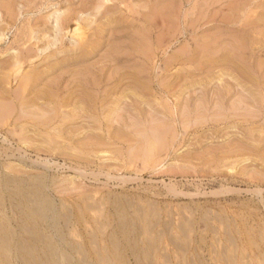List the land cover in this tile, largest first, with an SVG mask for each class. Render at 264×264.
<instances>
[{
    "label": "rangeland",
    "instance_id": "obj_1",
    "mask_svg": "<svg viewBox=\"0 0 264 264\" xmlns=\"http://www.w3.org/2000/svg\"><path fill=\"white\" fill-rule=\"evenodd\" d=\"M99 1L0 0V13H2L0 14V83H4L8 90L10 88L12 93L20 95L14 101L13 97L12 99L11 97H7V99L0 98V106H5V109L4 106L0 107L1 111L5 110H3L4 113L0 112V115H8V118L0 116V184H2L5 177L11 176L16 179L22 178L26 180V185L33 186L36 182L33 181L32 177H45L46 192L56 203V211H60L59 226H62L61 229L69 240L73 242L83 238L90 259L97 257L94 250L98 245L101 246L102 242V246L106 247L105 251L108 249L106 252L108 259L106 258L103 262L98 261L97 264H137L132 251L134 242H139L141 250L145 253L141 255L143 264H157V262L158 264H264V91H261V89L264 90V67H262L264 66V0ZM9 4H11L10 8L7 7ZM108 12L110 14H107ZM56 16H59V19L67 16L69 27L67 26L62 31L56 30ZM153 16L155 17L153 18ZM164 24L165 28L162 26ZM172 24L174 25L172 26ZM169 25L172 26V29ZM77 27L84 33L83 40L88 49L98 46L88 54L85 61L74 60L78 55L75 48L78 47L80 42V37L75 31ZM209 27L210 29H208ZM164 30L167 32L169 30V32L167 33ZM162 31L163 34L160 35L158 32L162 33ZM210 35L215 36V39ZM165 36L168 37L166 41ZM220 37L222 39L219 40ZM54 38L56 39L53 40ZM237 39L239 41H237L238 46L235 45ZM53 41L54 43L51 44ZM214 41L216 42L214 43ZM203 44L204 46H202ZM185 46H187V49H185ZM26 48L31 49L32 56L26 57ZM225 48H227L226 51ZM235 51L237 53L234 54ZM126 52L133 54V56L126 54ZM127 55L130 56L123 57ZM174 55L177 57L172 59ZM168 56L171 58H168ZM195 56L199 57L201 61L197 60ZM253 57L256 58L255 61L252 59ZM192 59L196 61L191 62ZM17 61L19 64H16ZM53 65H56V68L51 69ZM233 66L236 67L234 69L236 71L233 70ZM83 67L85 69L87 67L86 70H88L89 76L96 78L101 85L100 93L98 94L97 90H93V96L87 102H82L75 95H70V91L76 88L80 79H83V75H76V70ZM116 68H119L124 75L121 83H118L116 79H108L109 74ZM211 68L214 70L211 71ZM42 71L44 82L57 81L59 75L63 76L62 90L59 91L60 95L58 94L55 104L50 100L34 99L36 87L33 91L30 84L27 89L26 86L23 88L26 75L29 73L37 74ZM6 72L10 73L9 78H6L8 77ZM255 73L260 75H255ZM131 74L139 76L136 77L138 84L136 82L133 85L134 81H131ZM22 75L24 80L21 77ZM19 80L21 82L20 86L17 84ZM23 90L26 91L23 92ZM135 90L141 96L133 99L132 92ZM188 96L191 100L188 99ZM22 97L25 104L21 105L18 101ZM210 100L212 101L210 102ZM4 103L10 104L7 106ZM53 105L60 108V113L56 114V117L59 116L56 120H49L50 116L47 119L40 118L31 112L35 106L49 108ZM207 105H209L208 108ZM21 106H23L22 110H20ZM211 108L215 113L211 111ZM7 109L10 110V112L8 110L9 114L6 111ZM19 110L22 113L30 114L31 118L28 115L25 116L26 114H22L17 119L21 114ZM120 110L122 113L119 112ZM218 110L219 112L223 111V113H216ZM63 112L67 118H65ZM33 115H36V118L38 117L37 120ZM186 115L187 119H184ZM222 116H224V120H222ZM32 118L34 119L30 120ZM163 119L167 123H163ZM45 120H47V123ZM128 120L133 121L128 122ZM60 121L67 122L62 124ZM160 121L162 124L159 123ZM181 123H184L183 128ZM59 124L62 125H60L61 129ZM168 124L169 128H167ZM56 125L59 127L56 130H63V133L56 131V134L54 129L57 127ZM96 125L98 127L95 128ZM153 125L156 126L154 127L155 130ZM172 125L176 130L170 128ZM144 126L145 129L147 128V132H145ZM117 128H119V131H117ZM162 128L167 129L162 132ZM125 129L127 130L125 131ZM168 129H170V132H167ZM148 130H151L152 133H148ZM138 131L146 135L147 138L149 136L151 138L149 137V140L144 139L145 136ZM126 132L129 134L128 138V135H125ZM156 132H158L157 135ZM183 132L187 134L184 135ZM112 134L113 136H111ZM139 134L143 139H141L142 142H148L147 144L139 140ZM173 134L175 138L171 139V137H174ZM52 135L55 136V139ZM48 138H51V140ZM131 138L132 142L130 141ZM155 138L158 141H156L157 145L154 141ZM235 138H237V142ZM128 141L131 142L129 143L131 145L127 143ZM159 141H162V144ZM228 141L229 144H227ZM133 146L134 153H132ZM138 146L142 148V150L141 148L139 150L142 154L145 153L143 154L145 156H142L139 150L137 151ZM226 146H229V148ZM234 148L237 151L236 153ZM148 150L149 152L146 153ZM153 151H157V153L154 152L153 154ZM4 152H7L6 156ZM20 157L23 159L21 160ZM39 159L42 161L48 160L52 163L58 161L59 165L55 163L49 168L39 164L35 165L34 160ZM230 159L232 160L230 161ZM24 160L25 162H23ZM126 161L127 163H125ZM106 163L109 168H107ZM71 164L73 165L72 168H70ZM55 165L60 169H57ZM20 168L22 171L19 170ZM74 170H77V172ZM104 171L106 172L104 173ZM131 176H135L138 180L134 178L133 181V177L130 180L129 177ZM118 177L119 180H117ZM1 178L3 179L1 180ZM51 178L53 179L51 180ZM9 187L14 189L15 186L11 183ZM259 187L260 190L262 189L261 192L258 190ZM234 188L237 190H234ZM11 199L15 201L8 192H2L1 200L5 207L2 206V211H0V220L10 221L12 229L15 228L14 230L17 232L25 234L20 228V216L18 211L11 205ZM62 201H64V204ZM86 203L89 204V207ZM142 206L145 212L140 210ZM102 213L103 217H101ZM67 216L73 217L70 225L65 223ZM146 216L147 221L145 222ZM178 218L181 222L177 221ZM182 222H186V225H183ZM187 223H189V226H187ZM152 224L154 227H151ZM177 224L178 226L182 224V227H176ZM100 225H103L102 229H98ZM178 229L182 230L179 231ZM44 231L47 234L54 235L53 237L58 243L57 230L56 236L55 232L52 233L45 226ZM142 232H149L152 236L142 234ZM69 234L71 235L68 236ZM178 235H181L179 239ZM110 238L111 240H109ZM129 239L131 242L128 241ZM151 240L152 242H150ZM112 241L113 243H111ZM93 242L96 243V248H94ZM117 243L120 247L116 249V246L118 247ZM69 250L72 249L69 247ZM149 251L150 253H148ZM72 253L75 257H79V253ZM151 256L153 257L151 258Z\"/></svg>",
    "mask_w": 264,
    "mask_h": 264
},
{
    "label": "bare ground",
    "instance_id": "obj_2",
    "mask_svg": "<svg viewBox=\"0 0 264 264\" xmlns=\"http://www.w3.org/2000/svg\"><path fill=\"white\" fill-rule=\"evenodd\" d=\"M10 1V0H9ZM16 1V0H15ZM91 1V0H90ZM97 1H99V0H97ZM102 1V0H101ZM113 1V0H112ZM2 2V1H1ZM100 2V1H99ZM98 2V3H99ZM252 2V1H251ZM105 3V2H104ZM160 3V2H159ZM219 3H221V2H219ZM79 4V3H78ZM103 4V3H102ZM235 4V3H234ZM240 4V3H239ZM3 5H4V3H3ZM10 5L11 4H9V6H7V7H9L10 8ZM12 5H13V3H12ZM14 5H15V3H14ZM122 6V5H121ZM7 7H5V8H7ZM74 7V6H73ZM168 7H170V6H168ZM101 8V7H100ZM226 8H227V6H226ZM4 9V8H3ZM9 10V9H8ZM244 10V9H243ZM7 11V10H6ZM7 12H10V11H7ZM81 12V11H80ZM141 12V11H140ZM164 12H165V10H164ZM216 12V11H215ZM244 12V11H243ZM83 13V12H82ZM89 13V12H88ZM219 13V12H218ZM226 13V12H225ZM0 14H2V13H0ZM17 14V13H16ZM87 14V13H86ZM107 14H110L109 12L107 13ZM120 14H122V13H120ZM141 14V13H140ZM144 14H145V12H144ZM216 14V13H215ZM242 14H244V13H242ZM97 15V14H96ZM218 15V14H217ZM222 15V14H221ZM253 15V14H252ZM6 16H8V15H6ZM11 16V15H10ZM140 16V15H139ZM219 16V15H218ZM223 16V15H222ZM243 16V15H242ZM155 16H153V18H154ZM0 18H1V15H0ZM13 18V17H12ZM156 18H158V17H156ZM227 18V17H226ZM239 18H240V16H239ZM238 18V19H239ZM6 19V18H5ZM16 19H17V17H16ZM90 19V18H89ZM232 19V18H231ZM1 20V19H0ZM3 20V19H2ZM73 20V19H72ZM77 20V19H76ZM122 20V19H121ZM93 21H94V19H93ZM159 21V20H158ZM167 21V20H166ZM222 21V20H221ZM227 21V20H226ZM229 21V20H228ZM234 21H235V19H234ZM250 21H252V20H250ZM6 22V21H5ZM72 22V21H71ZM76 22V21H75ZM160 22V21H159ZM173 22V21H172ZM236 22V21H235ZM253 22V21H252ZM68 23H69V18L67 17V16H65V17H63V18H61V19H59V16H56V18H55V27H56V30H60V31H62L63 29H65V28H67V26L69 27V25H68ZM163 23V22H162ZM166 23V22H165ZM72 24V23H71ZM74 24V23H73ZM148 24V23H147ZM221 24H223V23H221ZM256 24V23H255ZM260 24H262V23H260ZM152 25V24H151ZM158 25H159V23H158ZM174 24H172V26H173ZM249 25H250V23H249ZM163 27L165 26V24L164 25H162ZM170 26V25H169ZM172 26H170L171 27V29H172ZM177 26V25H176ZM220 26V25H219ZM242 26V25H241ZM255 26V25H254ZM264 26V25H263ZM5 27V26H4ZM160 27H161V24H160ZM211 27V26H210ZM210 27L208 28V29H210ZM234 27H236V26H234ZM7 28V27H6ZM153 28V27H152ZM165 28V27H164ZM239 28V27H238ZM248 28V27H247ZM70 29V28H69ZM124 29V28H123ZM147 29H148V27H147ZM233 29V28H232ZM88 30V29H87ZM184 30V29H183ZM75 31H76V33L78 34V36L80 37L79 38V40H80V42H79V45H78V47L77 48H75L76 49V51H78L77 53H78V55H77V57L74 59V60H82V61H85L86 60V57L88 56V54H90L94 49H96L98 46H94V47H92L91 49H88L87 47H86V45H85V41L83 40V37H84V33L82 32V31H80V29H79V27H77L76 29H75ZM117 31V30H116ZM129 31V30H128ZM140 31V30H139ZM154 31V30H153ZM164 31H166V30H164ZM221 31V30H220ZM224 31V30H223ZM120 32H121V29H120ZM119 32V33H120ZM124 32H125V30H124ZM135 32V31H134ZM167 32V31H166ZM166 32H165V34H166ZM168 32H169V30H168ZM167 32V33H168ZM173 32V31H172ZM127 33V32H126ZM131 33V32H130ZM143 33V32H142ZM152 33V32H151ZM160 35L161 34H163V31H162V33L161 32H158ZM242 33H243V30H242ZM5 34V33H4ZM59 34V33H58ZM115 34V33H114ZM113 34V35H114ZM145 34V33H144ZM153 34V33H152ZM164 34V35H165ZM170 34V33H169ZM168 34V35H169ZM177 34V33H176ZM210 34V33H209ZM217 34V33H216ZM231 34V33H230ZM234 34V33H233ZM1 35V34H0ZM6 35V34H5ZM135 35V34H134ZM163 35V36H164ZM4 36V35H3ZM176 36V35H175ZM210 36H212V35H210ZM243 36H244V34H243ZM1 37V36H0ZM133 37V36H132ZM158 37V36H157ZM166 37V36H165ZM206 37V36H205ZM214 37V39H215V36H212V38ZM227 37V36H226ZM240 37H242L241 35H240ZM246 37V36H245ZM249 37V36H248ZM8 38V37H7ZM57 38V37H56ZM56 38H54L53 40H55ZM92 38V37H91ZM90 38V39H91ZM114 38H115V35H114ZM134 38V37H133ZM168 37H166L165 38V41H166V39H167ZM192 38V37H191ZM207 38H209V37H207ZM212 38H211V40H212ZM160 39V38H159ZM163 38L161 37V40H162ZM189 39V38H188ZM220 39H222V37H220L219 38V40ZM7 40V39H6ZM83 40V41H82ZM171 40V39H170ZM203 40V39H202ZM228 40V39H227ZM247 40V39H246ZM175 41H177V40H175ZM180 41V40H179ZM192 41V40H191ZM206 41V40H205ZM204 41V42H205ZM213 41V40H212ZM229 41V40H228ZM238 41V39L236 40V42ZM128 42V41H127ZM158 42H159V44H160V41L158 40ZM164 42V41H163ZM216 41H214V43H215ZM224 42V41H223ZM223 42H222V46L224 45L223 44ZM236 42H234V43H236ZM239 42V41H238ZM236 43L235 45H239V43ZM247 42V41H246ZM54 43V41L51 43V44H53ZM162 43V42H161ZM165 43V42H164ZM176 43V42H175ZM189 43V42H188ZM192 43V42H191ZM230 44H231V42H229ZM243 43H244V41H243ZM50 44V45H51ZM154 44V43H153ZM221 44V43H220ZM228 44V43H227ZM241 44V43H240ZM264 44V43H263ZM17 45V44H16ZM49 45V46H50ZM161 45V44H160ZM185 45V44H184ZM196 46H197V44H195ZM205 45H206V43H205ZM233 45V44H232ZM244 45V44H243ZM31 46H32V44H31ZM48 46V47H49ZM127 46V45H126ZM202 46H204V44L202 45ZM229 46V45H228ZM186 48L185 49H187V46H185ZM221 47V46H220ZM225 47V46H224ZM227 47V46H226ZM234 47V46H233ZM241 47H242V45L239 47L240 49H241ZM3 49H4V47H2ZM134 48V47H133ZM189 48V47H188ZM231 48V47H230ZM235 48H236V46H235ZM238 47H237V49L238 50H240ZM5 49H6V47H5ZM9 49V48H8ZM27 50L25 51V55H26V57H30V56H32V52H31V49L29 50V48H26ZM49 49V48H48ZM74 49V50H75ZM191 49V48H190ZM201 49V48H200ZM202 49H203V47H202ZM218 49H220V48H218ZM226 49L227 48H225V51H226ZM246 49H248V48H246ZM7 50V49H6ZM164 50V49H163ZM181 50V49H180ZM222 50V49H221ZM17 51V50H16ZM168 51V50H167ZM167 51H166V53H167ZM223 51H224V49H223ZM234 51V50H233ZM241 51V50H240ZM240 51H238V52H240ZM248 51H250L249 49H248ZM263 51V50H262ZM5 52V51H4ZM46 52V51H45ZM191 52H192V50H191ZM190 52V53H191ZM216 52V51H215ZM217 52H218V50H217ZM261 52V51H260ZM130 54L129 52H126V54ZM132 53H133V51H132ZM194 53H195V51H194ZM220 53V52H219ZM235 53H237L236 51L234 52V54ZM259 53V52H258ZM105 54V53H104ZM189 54V53H188ZM199 54V53H198ZM197 54V55H198ZM239 54V53H238ZM252 54V53H251ZM131 55V54H130ZM130 55H127V56H123V57H128V56H130ZM138 55V54H137ZM196 55V56H197ZM206 55V54H205ZM237 55V54H236ZM255 55V54H254ZM263 55V54H262ZM13 56V55H12ZM131 56H133V54L131 55ZM185 56V55H184ZM188 56V55H187ZM195 56V57H196ZM200 56V55H199ZM202 56V55H201ZM200 56V57H201ZM212 56H213V54H212ZM239 56V55H238ZM145 57V56H144ZM161 57V56H160ZM177 56H172V59H175ZM195 57H193V58H195ZM130 58V57H129ZM162 58H163V56H162ZM168 58H171V57H169L168 56ZM167 58V59H168ZM189 58H192V57H189ZM214 58H216V57H214ZM256 58H257V56H256ZM256 58H252L253 60L255 59L256 60ZM31 59V58H30ZM131 59V58H130ZM145 59H146V57H145ZM196 59L197 60H199V61H201L200 59H199V57L197 58L196 57ZM36 60H38V59H36ZM190 60V59H189ZM195 60V59H194ZM193 59H192V61L191 62H195ZM254 60V61H255ZM151 61V60H150ZM169 61V60H168ZM173 61V60H172ZM204 61V60H203ZM246 61H248V60H246ZM252 61V60H251ZM128 62V61H127ZM133 62V61H132ZM131 62V63H132ZM137 62V61H136ZM183 62V61H182ZM182 62H180V63H182ZM185 62H187V61H185ZM189 62V61H188ZM187 62V63H188ZM27 63V62H26ZM148 63V62H147ZM160 63V62H159ZM12 64V63H11ZM16 64H19V62L17 61V63ZM25 64V63H24ZM128 64V63H127ZM130 64V63H129ZM259 64V63H258ZM261 64H262V62H261ZM261 64H259V65H261ZM14 65V64H13ZM175 65V64H174ZM26 66H28V65H26ZM10 67V66H9ZM14 67V66H13ZM23 67V66H22ZM25 67V66H24ZM105 67V66H104ZM143 67V66H142ZM194 67V66H193ZM247 67V66H246ZM256 67V66H255ZM254 67V68H255ZM262 67H264V66H262ZM30 68H32V67H30ZM54 68H56V65H53L52 67H51V69H54ZM88 68H90V67H88ZM144 68V67H143ZM190 68H192V67H190ZM220 68H222V67H220ZM236 68V67H235ZM234 68V66H233V70L235 69ZM21 69V68H20ZM86 69H87V67H86ZM84 67L83 68H78V70H76V75H83V79H80V81L78 82V84H77V86H76V88L75 89H73L72 91H70L71 93H70V95L72 94V96H76L77 97V99H79L80 101H84V102H87L92 96H93V90H97V92H98V94L100 93V82L96 79V78H92V77H90L89 76V73H88V70H86ZM94 69V68H93ZM92 69V71H94ZM193 69V68H192ZM207 69V68H206ZM209 69V68H208ZM216 69V68H215ZM248 69V68H247ZM261 69V68H260ZM10 69L8 68V71H9ZM23 70V69H22ZM104 70V69H103ZM103 70H102V72H103ZM141 70V69H140ZM143 70V69H142ZM210 70V69H209ZM209 70H207V71H209ZM214 70V69H213ZM212 70V68H211V71H213ZM255 70V69H254ZM86 71V72H85ZM154 71V70H153ZM168 71V70H167ZM199 71V70H198ZM201 71H202V69H201ZM205 71V70H204ZM234 71H236V70H234ZM261 71V70H260ZM66 72V71H65ZM144 72H145V70H144ZM143 72V73H144ZM262 72V71H261ZM7 74H8V72H6ZM64 73V72H63ZM141 73V72H140ZM6 74V75H7ZM44 73H43V71L42 72H40V73H37V74H31V73H29L28 75H26V77H25V80L23 79V75L21 76L22 77V79L24 80V86H23V88H25V86H26V89H27V86H29V84L32 86V91L34 90V88L36 87L37 89H36V91H34V95H35V97H34V99H37V100H39V99H41V100H50V101H52L53 102V104H55L56 103V100L58 99L57 97H58V94L60 95V93H59V91L60 90H62L61 88V86H62V81H63V76H61V75H59L60 77H59V79L56 81V80H49V81H46V82H44V75H43ZM68 74H69V72H68ZM148 74H149V72H148ZM148 74H146V75H148ZM157 74V73H156ZM213 74V73H212ZM238 74V73H237ZM259 74V73H258ZM258 74H256L255 73V75H258ZM262 74V73H261ZM137 75V74H136ZM135 74H131L130 76H131V78H132V80L131 81H134L133 82V85H135V83L137 82V84H138V79H136V77H139V76H136ZM139 75V74H138ZM141 75V74H140ZM144 75H145V73H144ZM205 75V74H204ZM260 75V74H259ZM263 75V74H262ZM8 77H6V78H9V76H10V73L7 75ZM94 76V75H93ZM143 76V75H142ZM150 76V75H149ZM194 76V75H193ZM198 76V75H197ZM248 76V75H247ZM170 77H172V76H170ZM190 77V76H189ZM227 77V76H226ZM241 77V76H240ZM254 77V76H253ZM263 77V76H262ZM17 78V77H16ZM16 78H15V80H16ZM107 78V77H106ZM116 79V81L118 82V83H121L122 82V80H123V78H124V75L120 72V69L119 68H116L111 74H109V77H108V79ZM194 78V77H193ZM260 78H261V76H260ZM1 79V78H0ZM20 80H22L21 78H19ZM52 79V78H51ZM109 79V80H110ZM249 79H251V78H249ZM20 80H19V83H17V84H19L18 86H20L21 85V82H20ZM107 80V79H106ZM170 80V79H169ZM259 81H260V79H258ZM166 81V80H165ZM165 81H164V84H165ZM8 82V81H7ZM7 82H5L6 84H7ZM111 82V81H110ZM146 82V81H145ZM140 83V82H139ZM150 83H152V82H150ZM28 84V85H27ZM131 84V83H130ZM142 84V83H141ZM258 84V83H257ZM150 85V84H149ZM260 85H262V84H260ZM206 86H208V85H206ZM257 86V85H256ZM264 86V85H263ZM5 86H4V83L2 84V83H0V98H3V99H7V97L8 98H10L11 97V99H12V97H13V101L15 100V99H17V97L18 96H20V95H18V94H14V92L12 93L11 92V90H10V88H9V90H8V88H4ZM133 87V86H132ZM150 87V86H149ZM19 88V87H18ZM65 88V87H64ZM146 88V87H145ZM166 88V87H165ZM257 88V87H256ZM255 88V89H256ZM262 88V87H261ZM205 89V88H204ZM216 89V88H215ZM258 89H259V87H258ZM208 90V89H207ZM15 91H17V90H15ZM20 91H21V89H20ZM26 91V90H25ZM24 90H23V92H25ZM64 91V90H63ZM139 91V90H138ZM153 91V90H152ZM261 91H264V90H262L261 89ZM164 92V91H163ZM196 92V91H195ZM202 92V91H201ZM224 92V91H223ZM245 92V91H244ZM18 93V92H17ZM27 93V92H26ZM111 93V92H110ZM110 93H108V94H110ZM141 93V92H140ZM198 93V92H197ZM264 93V92H263ZM21 94V93H20ZM24 94V93H23ZM143 94V93H142ZM144 94H145V92H144ZM191 94V93H190ZM225 95V94H224ZM100 96V95H99ZM139 96H141L136 90L135 91H133L132 92V97H133V99H134V97H139ZM207 96V95H206ZM105 97V96H104ZM189 97V96H188ZM193 97H194V95H193ZM57 98V99H56ZM106 98H108V97H106ZM131 98V97H130ZM148 98V97H147ZM191 98H192V96H191ZM95 99V98H94ZM133 99H132V101H133ZM188 99H190V97L188 98ZM257 99V98H256ZM96 100V99H95ZM111 100V99H110ZM191 100V99H190ZM5 101V100H4ZM9 101H10V99H9ZM212 100H210V102H211ZM7 102H8V100H7ZM12 102V101H11ZM10 102V103H11ZM19 102V104H23L24 102H25V100H24V98L22 97V98H20V100L18 101ZM140 102V101H139ZM190 102V101H189ZM201 102V101H200ZM207 103L209 102V100L208 101H206ZM10 103H8V104H5V105H9ZM134 103V102H133ZM192 103H193V101H192ZM262 103V102H261ZM3 104V103H2ZM25 104V103H24ZM130 104V103H129ZM132 104V103H131ZM188 104V103H187ZM254 104H255V102H254ZM12 105H13V103H12ZM11 105V106H12ZM47 105V104H46ZM123 105H124V103H123ZM134 105H139V104H134ZM195 105V104H194ZM201 105V104H200ZM212 105H213V103H212ZM222 105V104H221ZM4 105H2V106H0V107H3ZM10 106V107H11ZM61 106V105H60ZM163 106V105H162ZM205 106V105H204ZM264 106V105H263ZM14 108H15V106H13ZM12 107V108H13ZM22 108H20V110H22L23 109V106H21ZM36 107V106H35ZM34 107V109H32V113L33 114H36V115H38V117H42V118H44V119H47V117L48 116H50L51 118L49 119V120H53V119H55L56 120V118L57 117H59V116H57L56 117V114L57 113H60V108H57L58 106H56V105H53V107H47V108H44L43 106H38V107H36L35 108ZM126 107V106H125ZM141 107V106H140ZM202 107V106H201ZM209 107V105H207V108ZM224 107V106H223ZM230 107H232V106H230ZM235 107V106H234ZM9 108V107H8ZM13 108V110H15ZM131 108H133V107H131ZM141 108H143V107H141ZM166 108V107H165ZM168 108V107H167ZM194 108V107H193ZM200 108V107H199ZM240 108V107H239ZM1 109V108H0ZM3 109V108H2ZM4 109H5V106H4ZM3 109V110H4ZM10 109V108H9ZM9 109H7L6 111H7V113L9 114V112H10V110ZM98 109V108H97ZM195 109V108H194ZM197 109V108H196ZM212 110L211 111H213V108H211ZM215 109V108H214ZM229 109V108H228ZM264 109V108H263ZM3 110L1 111L0 110V112L1 113H4L3 112ZM8 110H9V112H8ZM19 110V111H20ZM83 110H85V108H83ZM93 110V109H92ZM103 110H105V109H103ZM121 110H123V109H121ZM121 110L119 111V112H121ZM165 110V109H164ZM230 110V109H229ZM233 110V109H232ZM236 110V109H235ZM254 110V109H253ZM257 110V109H256ZM5 111V110H4ZM94 111V110H93ZM125 111V110H124ZM138 111V110H137ZM173 112H174V110H172ZM193 111V110H192ZM196 111V110H195ZM206 111H207V109H206ZM211 111H210V113H211ZM239 111V110H238ZM243 111V110H242ZM14 112V111H13ZM62 112V111H61ZM143 112V111H142ZM172 112V113H173ZM186 112H188V111H186ZM214 112V111H213ZM223 113V111H220L219 112V110H218V112L216 111V113ZM233 112H236V111H233ZM252 112V111H251ZM0 113V114H1ZM6 113V112H5ZM6 113V114H7ZM19 113H21V114H19V116L17 117V119L19 118V117H21V115L22 114H26L25 116H27L28 114L27 113H22V111H20ZM64 113V112H63ZM62 113V114H63ZM122 113V112H121ZM125 113V112H124ZM140 113V112H139ZM215 113V112H214ZM226 113V112H225ZM261 113V112H260ZM11 114H13L12 112H11ZM10 114V115H11ZM15 114H16V112H15ZM99 114V113H98ZM118 114V113H117ZM127 114V113H126ZM173 114H175V113H173ZM192 114V113H191ZM204 114V113H203ZM24 115H23V117H24ZM36 115H33V116H35V118H36ZM63 115H65V113L63 114ZM62 115V116H63ZM102 115V114H101ZM124 115V114H123ZM176 115V114H175ZM182 115V114H181ZM188 115V114H187ZM187 115H186V118H184V119H187ZM196 115V114H195ZM198 115V114H197ZM0 116H2V117H7L8 118V115L6 116H3V114L2 115H0ZM12 116V115H11ZM29 116V118H31V116H30V114L28 115ZM135 116V115H134ZM138 117H139V115H137ZM149 116V115H148ZM191 116V115H190ZM189 116V117H190ZM199 116V115H198ZM12 117H14V116H12ZM22 117V118H23ZM37 117V118H38ZM64 117V116H63ZM69 117V116H68ZM108 117V116H107ZM116 117V116H115ZM125 117V116H124ZM178 117V116H177ZM184 117V116H183ZM193 117H195V116H193ZM207 117V116H206ZM224 116H222V120H224L225 118H223ZM242 117H244V116H242ZM37 118H36V120H37ZM65 118H67V116L65 115ZM104 118V117H103ZM128 118V117H127ZM162 118V117H161ZM240 118V117H239ZM10 119H11V117H10ZM21 119V118H20ZM27 119V118H26ZM34 118H32V119H30V120H33ZM69 119V118H68ZM88 119H89V117H88ZM117 119H118V117H117ZM154 119V118H153ZM165 119V118H164ZM163 119V120H164ZM174 119H175V117H174ZM204 119V118H203ZM257 119V118H256ZM255 119V120H256ZM72 120H74V119H72ZM139 120V119H138ZM141 120V119H140ZM145 120V119H144ZM198 120V119H197ZM196 120V121H197ZM206 120V119H205ZM214 120V119H213ZM216 120H218V119H216ZM228 120V119H227ZM260 120V119H259ZM263 120V119H262ZM40 121V120H39ZM41 121H43V120H41ZM104 121V120H103ZM117 121V120H116ZM122 121H124V120H122ZM121 121V122H122ZM131 121V120H130ZM129 120H128V122H130ZM133 121V120H132ZM131 121V122H132ZM162 121V120H161ZM159 122V123H161L162 124V122ZM192 121H194V120H192ZM7 122V121H6ZM45 122L47 123V120H45ZM55 122V121H54ZM62 124H65L64 122H67V121H60ZM86 122V121H85ZM126 122V121H125ZM142 122H144V121H142ZM156 122V121H155ZM158 122V121H157ZM164 122H166L165 120L163 121V123ZM170 122V121H169ZM203 122H205V121H203ZM218 122V121H217ZM38 123V122H37ZM42 123V122H41ZM74 123V122H73ZM101 123V122H100ZM117 123V122H116ZM167 123V122H166ZM193 123H196V122H193ZM199 123V122H198ZM216 123V122H215ZM221 123V122H220ZM17 124V123H16ZM28 124V123H27ZM39 124V123H38ZM49 124H50V122H49ZM75 124V123H74ZM97 124V123H96ZM119 124H120V122H119ZM134 124V123H133ZM152 124V123H151ZM161 124H159V125H161ZM170 124V123H169ZM169 124H168V127L167 128H169ZM208 124V123H207ZM207 124H206V126H207ZM219 124V123H218ZM217 124V125H218ZM260 124V123H259ZM263 124V123H262ZM2 125V124H1ZM61 124H59V126H60ZM72 125V124H71ZM106 125V124H105ZM182 125H184V123H181V127H182ZM199 125V124H198ZM241 125V124H240ZM45 126H47L46 124H45ZM57 126V125H56ZM62 126V125H61ZM61 126H60V129H61ZM82 126V125H81ZM139 127H140V125H138ZM200 126V125H199ZM202 126V125H201ZM210 126V125H209ZM216 126V125H215ZM262 126V125H261ZM4 127V126H3ZM17 127H20V126H17ZM51 127V126H50ZM53 127V126H52ZM72 127V126H71ZM70 127V128H71ZM96 127H98V125H96L95 126V128ZM100 127V126H99ZM103 127V126H102ZM134 127V126H133ZM133 127H132V129H133ZM154 127H156V126H154L153 125V128ZM187 127L189 128V126L187 125ZM195 127V126H194ZM198 127V126H197ZM211 127V126H210ZM239 127V126H238ZM263 127V126H262ZM2 128V127H1ZM13 128V127H12ZM21 128V127H20ZM46 128V127H45ZM57 128H59L58 126L57 127H55L54 129H55V132L57 131L56 129ZM63 128V127H62ZM73 128V127H72ZM79 128H80V126H79ZM109 128V127H108ZM122 128H123V126H122ZM167 128H162V132H164V131H166L165 129H167ZM170 128H175V127H173V125H172V127L170 126ZM178 129H179V127H177ZM183 128V127H182ZM181 128V129H182ZM193 128V127H192ZM22 129V128H21ZM25 129V128H24ZM28 129V128H27ZM44 129V128H43ZM52 129V128H51ZM60 129H58L59 131H57V132H62V131H60ZM88 129H89V127H88ZM118 129V130H117ZM116 130L117 131H119V128H117ZM147 129V128H146ZM145 129V126H144V130H145V132H147V130ZM196 129V128H195ZM53 130V129H52ZM81 130V129H80ZM100 130V129H99ZM103 130V129H102ZM127 129H125V131H126ZM139 130H141V129H139ZM153 130V129H152ZM154 130H155V128H154ZM161 130V129H160ZM169 131H167V132H170V129H168ZM175 130H176V128H175ZM192 130V129H191ZM197 130V129H196ZM199 130V129H198ZM254 130V129H253ZM22 131V130H21ZM25 131H26V129H25ZM65 131V130H64ZM151 131V130H150ZM149 130H148V133L150 132ZM157 131V130H156ZM172 131V130H171ZM10 132V131H9ZM8 132V133H9ZM50 132V131H49ZM57 132H56V134H57ZM73 132V131H72ZM138 132H140V131H138ZM153 132H155V131H153ZM161 132V133H162ZM227 132V131H226ZM262 132V131H261ZM25 133V132H24ZM63 133V132H62ZM66 133V132H65ZM101 133V132H100ZM104 133H105V131H104ZM122 133V131L120 132V134ZM150 133H152V132H150ZM157 133L158 132H156L155 134L157 135ZM173 133V132H172ZM232 133V132H231ZM264 133V132H263ZM47 134H48V132H47ZM102 134V133H101ZM118 134V133H117ZM131 134V133H130ZM140 134L141 135H144V134H142L141 132H140ZM139 134V140H141L142 138L140 137L141 135ZM163 134V133H162ZM175 134H177V133H175ZM183 134H184V132H183ZM185 134H187V133H185ZM184 134V135H185ZM226 134V133H225ZM249 134V133H248ZM21 135V134H20ZM23 135V134H22ZM21 135V136H22ZM93 135V134H92ZM110 135V134H109ZM123 135V134H122ZM126 136H127V138L129 137V134H127V132H126V134H125ZM151 135H153V134H151ZM174 135V134H173ZM240 135V134H239ZM260 135H262V134H260ZM1 136H3V135H1ZM24 136V135H23ZM53 136V135H52ZM59 136V135H58ZM108 136V135H107ZM111 136H113V134L111 135ZM124 136V135H123ZM132 137H133V135H131ZM146 138H145V137ZM143 137H144V139H150L151 138V136H149L148 138H147V136L146 135H144ZM165 136V135H164ZM207 136V135H206ZM210 136V135H209ZM4 137V136H3ZM12 137V136H11ZM54 137V139H55V136H53ZM61 137H63L62 135H61ZM60 137V138H61ZM115 137V136H114ZM116 137H117V135H116ZM120 137V136H119ZM161 137V136H160ZM168 137V136H167ZM180 137V136H179ZM211 137V136H210ZM247 137V136H246ZM10 138V137H9ZM23 138V137H22ZM90 138V137H89ZM112 138V137H111ZM110 138V139H111ZM127 138H126V140H127ZM134 138V137H133ZM153 139H154V137H152ZM158 138V137H157ZM162 138V137H161ZM165 138V137H164ZM163 138V139H164ZM169 138H170V136H169ZM174 139L175 138V135H174V137H171V139ZM222 138V137H221ZM220 138V139H221ZM19 139V138H18ZM48 139H50L51 140V138H48ZM47 139V140H48ZM106 139V138H105ZM108 139V138H107ZM106 139V140H107ZM236 139L237 138H235V141H236ZM1 140V139H0ZM11 140V139H10ZM24 140V139H23ZM101 140H103V139H101ZM116 140V139H115ZM124 140H125V138H124ZM133 140H135V138L133 139ZM132 140V138H131V142L133 141ZM143 140V139H142ZM142 140H141V142H142ZM147 140V141H148ZM159 140V139H158ZM168 140V139H167ZM230 140H231V138H230ZM248 140V139H247ZM259 140V139H258ZM4 141V140H3ZM20 141V140H19ZM44 141V140H43ZM94 141V140H93ZM110 141V140H109ZM151 141V140H150ZM149 141V142H150ZM155 142L157 141L156 140V138H155V140H154ZM153 141V142H154ZM172 141V140H171ZM177 141V140H176ZM204 141V140H203ZM2 142V141H1ZM6 142V141H5ZM51 142V141H50ZM101 142V141H100ZM131 142H127L128 144L129 143H131ZM135 142V141H134ZM158 142V141H157ZM157 142H156V145H157ZM162 141H159V143L160 144H162L161 143ZM169 142V141H168ZM201 142V141H200ZM237 142V141H236ZM239 142V141H238ZM240 142H241V140H240ZM239 142V143H240ZM3 143V142H2ZM31 143V142H30ZM49 143V142H48ZM99 143V142H98ZM102 143V142H101ZM110 143V142H109ZM112 143V142H111ZM142 143H145V144H147L145 141L144 142H142ZM141 143V144H142ZM152 143V142H151ZM173 143H174V141H173ZM192 143V142H191ZM233 144L235 143L234 141L232 142ZM238 143V144H239ZM255 143V142H254ZM36 144V143H35ZM56 144V143H55ZM86 144V143H85ZM103 144H105V143H103ZM138 144H139V141H138ZM144 144V145H145ZM150 144V143H149ZM160 144H158L159 146H160ZM169 144V143H168ZM194 144V143H193ZM204 144V143H203ZM227 144H229V141H228V143ZM241 144V143H240ZM9 145H11V144H9ZM31 145V144H30ZM62 145V144H61ZM71 145V144H70ZM129 145H131V144H129ZM150 145H152V144H150ZM236 145V144H235ZM242 145V144H241ZM7 146V145H6ZM55 146V145H54ZM60 146V145H59ZM97 146V145H96ZM146 146V145H145ZM166 146V145H165ZM165 146H163V148H165ZM192 146V145H191ZM196 146V145H195ZM198 146V145H197ZM208 146V145H207ZM224 146V145H223ZM231 146V145H230ZM240 146V145H239ZM13 147H14V144H13ZM22 147V146H21ZM21 147H20V150H21ZM42 147V146H41ZM86 147V146H85ZM139 147V146H138ZM137 147V151L141 148V147H139L138 148ZM147 147V146H146ZM149 147V146H148ZM151 147V146H150ZM158 147V146H157ZM167 147V146H166ZM214 147V146H213ZM227 147V146H226ZM72 148V147H71ZM128 148H129V146H128ZM132 148V147H131ZM162 148V147H161ZM160 148V149H161ZM227 148H229V146L227 147ZM231 148H232V146H231ZM245 148H247V147H245ZM18 149V148H17ZM16 149V150H17ZM37 149V148H36ZM42 149V148H41ZM44 149V148H43ZM75 150H76V148H74ZM145 149V148H144ZM143 149V150H144ZM153 149H154V147H153ZM235 149V148H234ZM3 150H4V148H3ZM13 150V149H12ZM11 150V151H12ZM22 150H23V148H22ZM45 150V149H44ZM78 150V149H77ZM92 150V149H91ZM132 150V149H131ZM141 150H142V148H141ZM141 150H139V153H141L140 151ZM145 150H147V149H145ZM144 150V151H145ZM155 150V149H154ZM167 150H168V148H167ZM209 150H211V149H209ZM227 150V149H226ZM10 151V152H11ZM81 151V150H80ZM87 151V150H86ZM151 151V150H150ZM207 151V150H206ZM239 151V150H238ZM22 152V151H21ZM26 152V151H25ZM130 152V151H129ZM149 152V150L148 151H146V153H148ZM154 152H156L157 153V151H153V154H154ZM159 152H162V151H159ZM163 152H165V151H163ZM199 152H200V150H199ZM215 152V151H214ZM232 152V151H231ZM237 151H236V149H235V153H236ZM5 153V152H4ZM7 153V152H6ZM6 153H5V156H6ZM18 153V152H17ZM82 153H84V152H82ZM131 153V152H130ZM132 153H134V146H133V152ZM155 153V154H156ZM190 153V152H189ZM188 153V154H189ZM197 153V152H196ZM203 153V152H202ZM207 153V152H206ZM205 153V154H206ZM1 154V153H0ZM10 154V153H9ZM13 154V153H12ZM15 154V153H14ZM86 154H87V152H86ZM142 154V153H141ZM140 154V155H141ZM143 154H145V153H143ZM142 154V156H145V155H143ZM159 154V153H158ZM199 154H201V153H199ZM232 154V153H231ZM8 155V154H7ZM26 155V154H25ZM63 155V154H62ZM79 155V154H78ZM138 155V154H137ZM136 155V156H137ZM148 155V154H147ZM187 155V154H186ZM196 155H198V154H196ZM210 155V154H209ZM228 155V154H227ZM237 155H239V154H237ZM242 155V154H241ZM15 156V155H14ZM19 156V155H18ZM18 156H17V158H18ZM39 156V155H38ZM58 156V155H57ZM73 156V155H72ZM81 156V155H80ZM105 156V155H104ZM108 156V155H107ZM132 156H133V154H132ZM139 156V155H138ZM137 156V157H138ZM215 157H217L216 155H214ZM28 157V155L26 156V158ZM73 157H75V156H73ZM91 157V156H90ZM95 157V156H94ZM99 157V156H98ZM97 157V158H98ZM102 157V156H101ZM100 157V158H101ZM123 157V156H122ZM122 157H121V159H122ZM139 157H141V156H139ZM138 157V158H139ZM210 157H211V155H210ZM257 157V156H256ZM0 158H1V156H0ZM23 158H24V156H23ZM23 158H21L20 157V159L22 160ZM71 158V157H70ZM77 158V157H76ZM75 158V159H76ZM79 158V157H78ZM119 158V157H118ZM213 158V157H212ZM264 158V157H263ZM6 159V158H5ZM8 159V158H7ZM15 159V158H14ZM33 159V158H32ZM63 159V158H62ZM64 159H66V158H64ZM126 159V158H125ZM128 159V158H127ZM129 159H131L130 157H129ZM238 159V158H237ZM27 160H29V159H27ZM82 160V159H81ZM104 160V159H103ZM124 160V159H123ZM179 160H180V158H179ZM232 159H230V161H231ZM7 161V160H6ZM33 161V160H32ZM67 161V160H66ZM77 161V160H76ZM105 161V160H104ZM129 161H132V160H129ZM128 161V162H129ZM186 161V160H185ZM187 161H188V159H187ZM195 161V160H194ZM197 161V160H196ZM195 161V162H196ZM200 161H201V159H200ZM212 161V160H211ZM23 162H25V160L23 161ZM27 162V161H26ZM34 162H35V165H42V166H44L45 168H49V167H51L52 166V164H57V165H59L57 162H54V163H52V162H50V161H48V160H45V161H42V160H34ZM33 162V163H34ZM90 162V161H89ZM93 162H94V160H93ZM210 162V161H209ZM213 162V161H212ZM220 162H221V160H220ZM227 162H229L228 160H227ZM37 163V164H36ZM67 163V162H66ZM80 163V162H79ZM85 163H86V161H85ZM125 163H127V161L125 162ZM191 163V162H190ZM198 163V162H197ZM200 163V162H199ZM60 164H62V163H60ZM96 164V163H95ZM107 164V163H106ZM122 164V163H121ZM1 165V164H0ZM34 165V166H35ZM57 165H55V166H57ZM63 165V164H62ZM108 165V164H107ZM133 165H134V162H133ZM137 165V164H136ZM179 165H181V164H179ZM183 165V164H182ZM22 166V165H21ZM54 166V165H53ZM72 164H71V166H70V168H72ZM75 166V165H74ZM106 166V165H105ZM39 167V166H38ZM60 167H61V165H60ZM80 167V166H79ZM81 167H82V165H81ZM83 167H85V166H83ZM97 167V166H96ZM95 167V168H96ZM98 167H99V165H98ZM241 167H243L242 165H241ZM37 168V167H36ZM57 169H60V168H58V166L56 167ZM77 168V167H76ZM106 168V167H105ZM107 168H109V165H108V167ZM23 169V168H22ZM55 169V168H54ZM68 169V168H67ZM77 169H79L80 170V168H77ZM101 169V168H100ZM122 169V168H121ZM130 169V168H129ZM19 170H21V168L19 169ZM25 170V169H24ZM44 170V169H43ZM69 171H70V169H68ZM78 170V171H79ZM93 170V169H92ZM178 170V169H177ZM22 171V170H21ZM31 171V170H30ZM52 171V170H51ZM60 171V170H59ZM73 171V170H72ZM75 171V170H74ZM85 171V170H84ZM95 171H96V169H95ZM75 172H77V170L75 171ZM94 172V171H93ZM99 172H101V171H99ZM106 171H104V173H105ZM194 172V171H193ZM236 172V171H235ZM81 173V172H80ZM83 174H84V172H82ZM133 173V172H132ZM185 173V172H184ZM183 173V174H184ZM4 174V173H3ZM18 174V173H17ZM103 174V173H102ZM112 174V173H111ZM176 174V173H175ZM36 175V174H35ZM63 175V174H62ZM85 175V174H84ZM115 175V174H114ZM126 175V174H125ZM137 175V174H136ZM48 176H49V174H48ZM118 176V175H117ZM120 176V175H119ZM4 177V176H3ZM86 177H87V175H86ZM109 177H111V176H109ZM108 177V178H109ZM114 177H116V176H114ZM121 177V176H120ZM132 177H133V181H134V178H135V176H131V177H129L130 178V180L132 179ZM142 177V176H141ZM45 178V177H44ZM44 178L42 177V176H38V177H36V178H33L32 177V179H33V181L34 182H36V184H33V186H30V185H26L27 184V182H26V180H24V179H16V178H14V177H11V176H7V177H5V179H4V181L2 182V184H0V211H2V206H4L3 205V201L1 200L2 199V192H8V194L10 195V197L11 198H13V199H15V201H13L12 199V201H11V205H13V207L18 211V213H19V216H20V228H21V230H23L24 232H25V234H22V233H19V232H17L16 230H14V229H12V224H11V222L10 221H1L0 220V264H97V263H99L98 261H105L106 260V258L108 259V255H107V251H108V249H107V251H105L106 250V247H103L102 245H103V242H102V247L101 246H99L98 245V243H97V245H98V247L96 248V243L95 242H93V244L95 245V247L94 248H96L94 251H96V254H97V257H94V258H91L90 259V257H89V253L87 252V250H86V248H87V245H86V243H85V241L83 240V238H82V240H74L73 242H71V240H69V238L67 237V235L62 231V229H61V227L59 226V218L61 217V214H60V211H56V203L54 202V200H52L51 198H50V196L48 195V193L46 192V187H47V185H46V183L44 182ZM3 178H1V180H2ZM53 178H51V180H52ZM113 179H115V178H113ZM117 179V178H116ZM125 179H127L126 177H125ZM124 179V180H125ZM143 179V178H142ZM142 179H139L140 181L142 180ZM112 180V179H111ZM117 180H119V177H118V179ZM135 180H138V178L136 179L135 178ZM226 180V179H225ZM122 181V180H121ZM0 183H1V181H0ZM11 183H13L14 184V189L13 188H10L9 187V185L11 184ZM125 183V182H124ZM127 183H128V180H127ZM31 184V183H30ZM50 184V183H49ZM61 188V187H60ZM257 188V187H256ZM236 188H234V190H235ZM243 189V188H242ZM241 189V190H242ZM237 190V189H236ZM249 190V189H248ZM258 190H260V187H259V189ZM262 190V189H261ZM261 190L259 191V192H261ZM57 191H58V189H57ZM203 191V190H202ZM216 191V190H215ZM243 191V190H242ZM233 192H235V191H233ZM218 193V192H217ZM221 193V192H220ZM250 193V192H249ZM251 193H254V192H251ZM256 193H257V191H256ZM255 193V194H256ZM50 194V193H49ZM52 194V193H51ZM254 194V195H255ZM261 194V193H260ZM263 194V193H262ZM189 195H190V193H189ZM192 195V194H191ZM258 195V194H257ZM241 196V195H240ZM259 196V195H258ZM54 197H55V195H54ZM262 197V196H261ZM264 197V196H263ZM148 198V197H147ZM53 199H55V198H53ZM263 199V198H262ZM78 200V199H77ZM57 201V200H56ZM6 202V201H5ZM127 202V201H126ZM242 202H244V201H242ZM62 203L64 204V201H62ZM253 203H255V202H253ZM118 204V203H117ZM128 204V203H127ZM126 204V205H127ZM261 204H262V202H261ZM264 204V203H263ZM61 205V204H60ZM86 205H87V207H89L88 205L89 204H87L86 203ZM139 206H140V204H138ZM149 205V204H148ZM77 206H78V204H77ZM94 206V205H93ZM130 206V205H129ZM136 206V205H135ZM5 207V206H4ZM79 207V206H78ZM154 207V206H153ZM10 208H12V207H10ZM13 208V209H14ZM131 208V207H130ZM136 208V207H135ZM253 208V207H252ZM262 208V207H261ZM62 209H64V208H62ZM12 210V209H11ZM119 210V209H118ZM140 210H143V206L142 207H140ZM264 210V209H263ZM6 211V210H5ZM120 211V210H119ZM144 211V210H143ZM149 211V210H148ZM8 212V211H7ZM117 212V211H116ZM125 212V211H124ZM145 212V211H144ZM5 213V212H4ZM17 213V212H16ZM65 213V212H64ZM142 213V212H141ZM150 213V212H149ZM2 214V213H1ZM70 214V213H69ZM118 214V213H117ZM122 214H124V213H122ZM144 214V213H143ZM151 214V213H150ZM154 214H156V213H154ZM71 215V214H70ZM102 216L101 217H103V213L101 214ZM107 215H109L108 213H107ZM136 215V214H135ZM138 215V214H137ZM136 215V216H137ZM145 215H146V213H145ZM14 216V215H13ZM118 216V215H117ZM140 216V215H139ZM148 216V215H147ZM147 216H146V218H145V222L147 221L146 219H147ZM153 216V215H152ZM155 216V215H154ZM157 216V215H156ZM8 217V216H7ZM119 217V216H118ZM141 217V216H140ZM144 217V216H143ZM14 218V217H13ZM71 218H73V217H66L65 218V223H66V225H70L71 223H72V221H71ZM111 218V217H110ZM139 218V217H138ZM154 218V217H153ZM157 218H158V216H157ZM2 219V218H1ZM6 219V218H5ZM16 219V218H15ZM119 219V218H118ZM125 219V218H124ZM156 219V218H155ZM132 220V219H131ZM136 220V219H135ZM141 220H142V217H141ZM140 220V221H141ZM150 220V219H149ZM158 221H159V219H157ZM167 220V219H166ZM17 221H18V219H17ZM84 221V220H83ZM98 221H100L99 219H98ZM129 221V220H128ZM134 221V220H133ZM162 221V220H161ZM175 221H176V219H175ZM175 221H173V222H175ZM177 221H180L179 220V218L177 219ZM41 222V223H40ZM96 222H97V220H96ZM115 222V221H114ZM126 222V221H125ZM166 222V221H165ZM168 222V221H167ZM169 222H171V221H169ZM181 222V221H180ZM100 223V222H99ZM160 223V222H159ZM172 223V222H171ZM171 223H170V225H171ZM176 223V222H175ZM183 223V225L186 223V222H182ZM100 224H102V223H100ZM113 224V223H112ZM143 224V223H142ZM150 224V223H149ZM188 225L187 226H189V223H187ZM119 225V224H118ZM146 225V224H145ZM151 225V224H150ZM150 225H148V226H150ZM159 225V224H158ZM164 225V224H163ZM186 225V224H185ZM44 226L46 227V228H48V229H50L51 230V232L52 233H54L55 232V236H56V230H57V237H58V240H57V242L58 243H56V239H54V235L52 236V235H50V234H47L45 231H44ZM103 226V225H102ZM102 226L100 225V228H98V229H102ZM105 226H106V224H105ZM135 226V225H134ZM140 226V225H139ZM156 226V225H155ZM179 226H181L182 227V224L181 225H179ZM178 226V224L176 225V227H179ZM66 227V226H65ZM123 227V226H122ZM125 227V226H124ZM151 227H154L153 226V224H152V226ZM264 227V226H263ZM78 228V227H77ZM130 228V227H129ZM146 228H147V225H146ZM233 228V227H232ZM70 229V228H69ZM74 229V228H73ZM105 229V228H104ZM104 229H103V232H104ZM133 229V228H132ZM148 229V228H147ZM169 229V228H168ZM185 229V228H184ZM184 229H183V231H184ZM247 229V228H246ZM75 230V229H74ZM106 230H107V228H106ZM125 230V229H124ZM151 230V229H150ZM163 230V229H162ZM166 230V229H165ZM170 230H171V228H170ZM169 230V231H170ZM179 230V229H178ZM180 230H182V229H180ZM179 230V231H180ZM238 230V229H237ZM133 231V230H132ZM167 231V230H166ZM23 232V233H24ZM98 232H100L99 230H98ZM130 232V231H129ZM136 232H137V230H136ZM171 232V231H170ZM191 232V231H190ZM248 232V231H247ZM115 233V232H114ZM133 234H134V232H132ZM176 233V232H175ZM76 234H77V232H76ZM101 234H102V232H101ZM142 234H147V235H149L150 233L149 232H142ZM161 234V233H160ZM173 234V233H172ZM71 234H69L68 236H70ZM72 235H73V233H72ZM78 235V234H77ZM95 235V234H94ZM104 235V234H103ZM139 235V234H138ZM146 235V236H147ZM151 235V234H150ZM149 235V236H150ZM188 235H189V233H188ZM74 237H75V235H73ZM97 236V235H96ZM104 236H106V235H104ZM112 237H113V235H111ZM134 236V235H133ZM137 236V235H136ZM145 236V235H144ZM144 236H142V237H144ZM152 236V235H151ZM155 236V235H154ZM162 236V235H161ZM171 236V235H170ZM169 236V237H170ZM181 236V235H180ZM180 236L178 235V239L180 238ZM81 237V236H80ZM130 237V236H129ZM140 237V236H139ZM218 237V236H217ZM92 238V237H91ZM96 238V237H95ZM97 238H100V237H97ZM145 238H147V237H145ZM163 238V237H162ZM86 239V238H85ZM164 239V238H163ZM174 239H175V237H174ZM182 239V238H181ZM184 239V238H183ZM95 240H97V239H95ZM94 240V241H95ZM101 240V239H100ZM109 240H111V238L109 239ZM146 240V239H145ZM148 240V239H147ZM150 240V239H149ZM148 240V241H149ZM160 240V239H159ZM162 240V239H161ZM160 240V241H161ZM173 240V239H172ZM216 240H218L217 238H216ZM129 242H131V240L129 239L128 240ZM155 241V240H154ZM153 241V242H154ZM97 242H99L98 240H97ZM150 242H152V240L150 241ZM177 242V241H176ZM235 242V241H234ZM92 243V242H91ZM90 243V244H91ZM105 243V242H104ZM111 243H113V241L111 242ZM165 243V242H164ZM142 244H144V243H142ZM149 244V243H148ZM151 244V243H150ZM149 244V245H150ZM170 244V243H169ZM179 244V243H178ZM93 245V246H94ZM112 245V244H111ZM117 245H118V243H117ZM145 245V244H144ZM140 243L139 242H134V245L132 246V248H133V254H134V256H135V259H136V262H137V264H143V262H142V260H141V255H143L142 253H144V251H142L141 250V248H140ZM69 247L73 250H69ZM108 247V246H107ZM120 246L118 245V247L116 246V249L117 248H119ZM159 247V246H158ZM167 247H168V245H167ZM152 248V247H151ZM195 248V247H194ZM148 249V248H147ZM146 249V250H147ZM150 249V248H149ZM148 249V250H149ZM155 249V248H154ZM158 249V248H157ZM144 250V249H143ZM152 250V249H151ZM159 250V249H158ZM163 250V249H162ZM181 250H182V248H181ZM186 250H188V249H186ZM155 251V250H154ZM72 252H76V254L77 253H79V257H75L74 255H73V253ZM163 252V251H162ZM188 252V251H187ZM148 253H150V251L148 252ZM152 253V252H151ZM161 253V252H160ZM169 253V252H168ZM182 253V252H181ZM186 253V252H185ZM185 253H184V256H185ZM214 253V252H213ZM145 254V253H144ZM147 254V253H146ZM170 254V253H169ZM180 254V253H179ZM193 254V253H192ZM191 254V255H192ZM149 255H151V254H149ZM166 255V254H165ZM183 255V254H182ZM235 255V254H234ZM153 256H154V254H153ZM153 256H151V258L153 257ZM159 256V255H158ZM175 256V255H174ZM177 256H179V255H177ZM147 257V256H146ZM250 257V256H249ZM191 258V257H190ZM242 258V257H241ZM149 259V258H148ZM184 259V258H183ZM232 259V258H231ZM258 259V258H257ZM123 260V259H122ZM156 260V259H155ZM177 260H179V259H177ZM154 261V260H153ZM184 261V260H183ZM109 262V261H108ZM113 262V261H112ZM119 263H120V261H118ZM117 262V263H118ZM151 262V261H150ZM106 263V262H105ZM184 263H185V261H184ZM200 263V262H199ZM102 264H104V263H102ZM106 264H108V263H106ZM112 264V263H111ZM114 264V263H113ZM148 264H150V263H148ZM157 264H158V262H157Z\"/></svg>",
    "mask_w": 264,
    "mask_h": 264
}]
</instances>
